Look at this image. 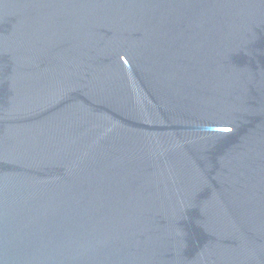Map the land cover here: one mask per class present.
<instances>
[{
	"label": "water",
	"instance_id": "obj_1",
	"mask_svg": "<svg viewBox=\"0 0 264 264\" xmlns=\"http://www.w3.org/2000/svg\"><path fill=\"white\" fill-rule=\"evenodd\" d=\"M0 264H264V0H0Z\"/></svg>",
	"mask_w": 264,
	"mask_h": 264
}]
</instances>
